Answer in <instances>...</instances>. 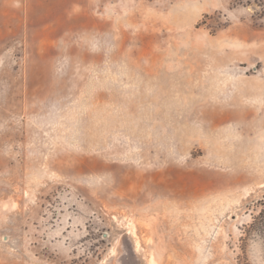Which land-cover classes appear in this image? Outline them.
Here are the masks:
<instances>
[{
  "label": "rangeland",
  "instance_id": "374dc122",
  "mask_svg": "<svg viewBox=\"0 0 264 264\" xmlns=\"http://www.w3.org/2000/svg\"><path fill=\"white\" fill-rule=\"evenodd\" d=\"M264 0H0V264H264Z\"/></svg>",
  "mask_w": 264,
  "mask_h": 264
},
{
  "label": "trees",
  "instance_id": "16d2710c",
  "mask_svg": "<svg viewBox=\"0 0 264 264\" xmlns=\"http://www.w3.org/2000/svg\"><path fill=\"white\" fill-rule=\"evenodd\" d=\"M262 204L263 208L260 209L259 214L255 217L253 226H264V200Z\"/></svg>",
  "mask_w": 264,
  "mask_h": 264
}]
</instances>
